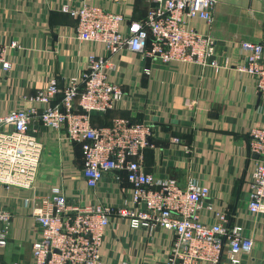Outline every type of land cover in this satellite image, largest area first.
<instances>
[{
	"label": "crops",
	"instance_id": "crops-1",
	"mask_svg": "<svg viewBox=\"0 0 264 264\" xmlns=\"http://www.w3.org/2000/svg\"><path fill=\"white\" fill-rule=\"evenodd\" d=\"M82 3L122 14L123 34L128 22L142 23L149 8L145 0H0V42L18 45L7 51L11 69L0 67V115L28 108L30 103L23 98L35 95L51 79L62 87L71 77H80L90 55H107L102 44L75 40V20L60 11L61 5ZM262 6L261 0H218L211 26L198 18L186 20L188 28L216 40L220 64L216 69L165 66L126 49L119 51L110 58L115 69L108 79L122 88L125 97L113 110L91 120L95 127L108 126L114 118L151 124L145 172L156 179L173 178L182 186L195 179L207 187L213 211L225 213L230 225L239 224L253 240L242 264H264V215H251L246 207L256 158L250 152L249 132L264 128V100L253 78L234 66L243 56L241 42L264 41ZM146 68L148 74L143 72ZM29 134L42 145L35 192L48 194L61 187L67 200L78 205H130L125 172L106 173L95 188H89L82 176L81 148L65 139V130L49 131L35 118ZM31 193L0 185V207L13 214L0 264H31V243L40 233L22 205ZM201 219L215 222L206 211ZM174 238L163 229L153 234L132 231L126 221L112 219L100 248L101 264H163Z\"/></svg>",
	"mask_w": 264,
	"mask_h": 264
},
{
	"label": "built area",
	"instance_id": "built-area-1",
	"mask_svg": "<svg viewBox=\"0 0 264 264\" xmlns=\"http://www.w3.org/2000/svg\"><path fill=\"white\" fill-rule=\"evenodd\" d=\"M145 1L149 8L144 21L128 22L124 34L119 29L126 19L120 13L86 3L61 5L60 11L76 22L75 40L102 44L107 55H90L80 77H71L62 87L51 79L35 95L23 98L30 103L28 108L0 115V185L6 190L32 191L22 201L40 230L31 243V264H101L100 248L112 219L126 221L132 231L172 232L175 238L163 264H242V256L252 251L253 240L242 226L230 225L225 213L213 211L207 203V187L195 179L182 186L173 178L156 179L145 172L143 158L153 134L151 124L114 118L108 126L92 125V117L104 116L125 97L122 88L108 79L115 69L110 58L123 49L165 66L220 67L214 37L186 25V20L198 18L211 26L218 0ZM14 48H18L16 42H0V67L6 72L11 69L7 51ZM240 48L243 56L234 69L253 78L264 100V41H244ZM143 72L148 74L149 69ZM35 118L49 131L65 130V139L80 146L82 176L89 188H95L106 173L125 172L130 205H78L67 200L61 187L48 194L35 192L42 154L41 143L29 134ZM249 140L250 152L256 158L246 207L249 214L262 216L264 128L251 129ZM171 142L178 144L179 140L171 138ZM204 211L212 213L214 223L202 221ZM12 218L10 210L0 207V250L6 247Z\"/></svg>",
	"mask_w": 264,
	"mask_h": 264
},
{
	"label": "trees",
	"instance_id": "trees-1",
	"mask_svg": "<svg viewBox=\"0 0 264 264\" xmlns=\"http://www.w3.org/2000/svg\"><path fill=\"white\" fill-rule=\"evenodd\" d=\"M93 118V117H92ZM92 120V119H91Z\"/></svg>",
	"mask_w": 264,
	"mask_h": 264
}]
</instances>
